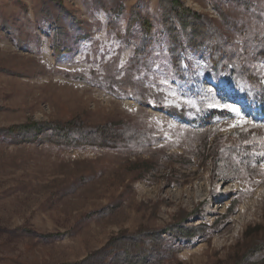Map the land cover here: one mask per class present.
Here are the masks:
<instances>
[{"label":"rangeland","instance_id":"obj_1","mask_svg":"<svg viewBox=\"0 0 264 264\" xmlns=\"http://www.w3.org/2000/svg\"><path fill=\"white\" fill-rule=\"evenodd\" d=\"M180 1L232 39L243 76L215 79L190 47L177 72L162 0H0V264L111 263L119 235L190 215L182 225L196 234L163 232L141 264L254 258L264 133L252 146L233 134L264 126V0ZM53 125L113 130L117 145L61 144ZM126 125L148 140L120 145Z\"/></svg>","mask_w":264,"mask_h":264},{"label":"trees","instance_id":"obj_2","mask_svg":"<svg viewBox=\"0 0 264 264\" xmlns=\"http://www.w3.org/2000/svg\"><path fill=\"white\" fill-rule=\"evenodd\" d=\"M163 1V26L165 28V33L167 34L169 41V55L173 62V65L177 72H182L181 63L183 57L181 56L187 47H190L191 52L197 54L199 57L203 58L208 62L210 68L207 72L213 73L215 79H219L223 76L240 78L244 75V62L239 61V55L237 54V49L232 39L224 34V31L217 25L213 19H208L207 17H202V15L191 11L187 8L180 0H162ZM135 18H139V14H135ZM142 24L146 32H149L151 26L147 20L141 18ZM176 20H179L183 32L178 30L176 25ZM147 37L142 41L137 54V60L139 58H144L142 56L143 47L147 48L150 46L151 41L146 40ZM248 43L247 36L245 37ZM146 45V46H145ZM250 43H248L249 47ZM258 52V51H257ZM259 54L261 52H258ZM141 54V55H140ZM244 56H242L243 58ZM261 99L264 97L261 96ZM171 113L179 115L180 117L185 115V112L178 108L168 109ZM37 123L30 124L28 131L37 134L41 129ZM39 128V129H38ZM107 127H103L105 130ZM131 128V130H129ZM9 132H14L15 129H9ZM116 130V128H114ZM52 138L61 144H72L76 146H81L85 144L101 145L102 143H108L109 145H117L118 135L116 132L112 133L113 130H109L107 134H104L102 130H98L99 136L95 137L94 134L85 126H71V125H53L51 127ZM123 134L122 144H143L149 138L148 134L144 131L133 130L132 127L126 125L121 129ZM241 133L246 135V140H250L251 146L257 141H252L256 137L263 138L264 126L257 125L253 130L250 131H240L235 132L233 135L240 136ZM31 136V135H30ZM259 141H261L259 139ZM242 145H232L230 149L232 151H237ZM191 216V215H190ZM187 216L183 220L187 219ZM179 221L172 228H168L165 231L161 230H140L135 233H125L119 238H123L125 242V249L123 252L118 253L111 263H106L105 258L101 260L99 264H141L150 258L153 252H160L157 245H154L156 241V236L161 239L163 237V232H176L178 236L181 237H193L196 233L193 231L199 228H192L182 225V221ZM118 238V239H119ZM154 245V246H153ZM156 246V247H155ZM255 252L254 262L251 264H256L263 260L260 258L264 255V241L257 243L252 247ZM98 253L91 254L87 262L93 260ZM250 259V260H251ZM250 260L245 259L240 264H248Z\"/></svg>","mask_w":264,"mask_h":264},{"label":"snow or ice","instance_id":"obj_3","mask_svg":"<svg viewBox=\"0 0 264 264\" xmlns=\"http://www.w3.org/2000/svg\"><path fill=\"white\" fill-rule=\"evenodd\" d=\"M225 107H228V106H225ZM232 111L238 112V109H236L235 107H232Z\"/></svg>","mask_w":264,"mask_h":264}]
</instances>
